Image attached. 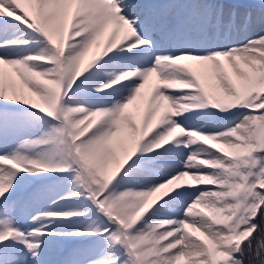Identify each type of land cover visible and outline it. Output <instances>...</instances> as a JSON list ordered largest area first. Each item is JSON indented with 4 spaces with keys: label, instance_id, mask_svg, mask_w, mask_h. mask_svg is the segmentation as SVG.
Segmentation results:
<instances>
[{
    "label": "snow or ice",
    "instance_id": "6c2138e0",
    "mask_svg": "<svg viewBox=\"0 0 264 264\" xmlns=\"http://www.w3.org/2000/svg\"><path fill=\"white\" fill-rule=\"evenodd\" d=\"M0 264H264V0H0Z\"/></svg>",
    "mask_w": 264,
    "mask_h": 264
}]
</instances>
